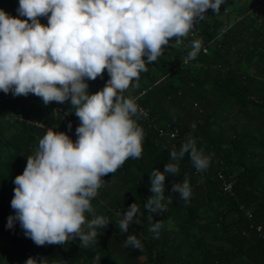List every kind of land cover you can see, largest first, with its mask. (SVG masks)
Returning a JSON list of instances; mask_svg holds the SVG:
<instances>
[{
	"label": "clouds",
	"instance_id": "clouds-1",
	"mask_svg": "<svg viewBox=\"0 0 264 264\" xmlns=\"http://www.w3.org/2000/svg\"><path fill=\"white\" fill-rule=\"evenodd\" d=\"M225 0H19L12 15L0 7V90L14 95L35 93L45 103L70 98L81 118L77 139L67 131L47 127L35 155H29L25 169L16 175L12 207L6 227L19 220L37 244L59 242L77 235L88 245L110 219L94 214L91 199L104 183L106 173L114 172L127 158L140 157L144 128L134 118L139 105L123 90L141 71L146 60L155 61L171 37L189 34L211 7L221 10ZM50 13V15H49ZM47 15L48 23L40 17ZM24 17V18H22ZM31 18V19H28ZM201 38L192 41L188 59L197 56ZM145 56L147 59H145ZM107 68L110 79L98 91L90 92L87 78H96ZM71 127V124H69ZM195 127V123L193 124ZM190 155L198 170L206 169L211 155L189 134L179 149L173 147L164 170H151V191L144 208L153 213L167 209L166 173H180L179 162ZM169 192V191H168ZM186 201L192 195L185 177L172 185ZM169 192V193H172ZM139 212V216L137 213ZM144 214L132 202L119 221L128 232L130 224ZM87 224V230L82 225ZM161 219L150 231L159 236ZM141 248L131 232L125 245ZM24 264H47L29 257Z\"/></svg>",
	"mask_w": 264,
	"mask_h": 264
},
{
	"label": "trees",
	"instance_id": "trees-1",
	"mask_svg": "<svg viewBox=\"0 0 264 264\" xmlns=\"http://www.w3.org/2000/svg\"><path fill=\"white\" fill-rule=\"evenodd\" d=\"M2 2L15 15H20L19 0ZM257 7L261 8L259 13H264V0H260ZM218 13L211 7L206 9L207 15L202 19L196 37L190 39L188 52L194 39L201 38L203 45L207 44V51L200 50L193 58L195 66L191 63L175 66L162 55L155 61L146 60L147 71H141L142 80L132 88L134 93L144 90L139 96V102L150 110L154 124L135 118L145 131L141 156H130L114 172L106 173L102 179L115 176L122 179V192L108 196V206L92 198L93 207H97L93 212L86 211L88 219L94 214L110 215L115 208H121L124 215L127 207L136 201L144 212L139 222L134 220L130 224L131 227L141 230L140 241L143 246L137 248L138 253H146L149 261L155 264H163L173 248L177 250L183 242H187V246H191L194 251V255L192 253L193 256L187 259L188 264H264V238H245L240 234V229L249 220L264 227L263 164L249 161V150L252 146L250 142L254 139L251 134L256 129L253 120L258 118L264 122V79L256 80L252 86L255 78L243 72L244 64L251 63L254 45L261 44L264 37V18L258 22L256 17L250 18L244 13L235 18L222 19L218 17ZM40 19L44 22V16ZM214 40H218L219 44L228 49H233V59L222 57L220 49L210 44ZM262 49L264 50V44ZM222 61L227 64L226 71L211 75V68L221 66ZM254 71L264 77V64L256 63ZM184 77L187 79L185 88L181 82ZM86 79L90 92L100 90L107 83L102 74L94 79ZM195 105L199 106V110L193 127L187 122V115ZM76 107L71 104L70 98L63 102L53 100L45 103L35 93H11L5 98L0 90V208L3 205H12L15 177L25 169L27 153L39 144L45 134L36 124L20 116L26 117V114H30L31 120L51 121L56 130L66 129L75 140L78 137L76 128L82 122L76 114ZM224 113H228L235 120L243 114H248V117L244 122L232 124L233 134L230 136L219 120ZM11 126L14 130L6 134ZM173 127L178 128L176 137L159 134V129L168 131ZM39 131H42L41 135ZM189 134L197 139L198 147L203 146L206 153L212 154L210 165L206 169L198 170L190 155L185 154L179 162L180 173H166L165 196H171V200L166 201L167 209L154 212V219H149L151 213L144 206L148 197L153 195L151 170L155 167L164 170L166 162L171 159L170 150L173 147L179 149ZM3 135H7L6 139L2 138ZM254 143L256 147H264V140L258 139ZM219 159L223 161L222 165ZM220 167H224L227 174L238 169L233 193L220 192V181L217 177ZM185 177L192 186V195L188 201L178 192H172V185L177 181L182 182ZM214 202H218V210L213 207ZM239 204H244L250 211V219L239 209ZM205 207L213 208L212 210H216L214 213H220L219 220L211 225L213 229H220L217 244L212 241L204 242L203 238L193 234V230L201 229L204 217L208 215ZM172 214L180 218L181 231L193 239L190 243L177 241L172 247L176 240L171 237L166 226V221ZM155 219H161L159 236L150 231ZM115 222L113 219L99 229V235L92 246L70 239L63 243H48L53 247L47 248L43 254L37 252L38 247L32 244L33 239L25 234L21 224L15 222L14 227L9 228L6 227V222L1 228L5 244L0 242V264H24L30 256L45 259L47 264H60L65 259L84 264H134L131 259L119 260L115 251L106 243V238H113V228L110 226ZM82 227L87 230V224ZM10 243L31 246L24 255L16 246L9 249ZM236 259H239V263H234Z\"/></svg>",
	"mask_w": 264,
	"mask_h": 264
},
{
	"label": "rangeland",
	"instance_id": "rangeland-1",
	"mask_svg": "<svg viewBox=\"0 0 264 264\" xmlns=\"http://www.w3.org/2000/svg\"><path fill=\"white\" fill-rule=\"evenodd\" d=\"M259 1L260 0H225V3L221 5V10L218 13V17L222 19L235 18L245 13L250 18L256 17L257 18L256 21L261 22L264 18V13H259L260 12L259 9H261L260 8L261 6L256 8V5L258 4ZM201 21L202 19L197 21L194 28L190 30L188 35L181 36L179 38L171 37L169 43L165 45V51L162 52L161 55L167 58L168 60H170L175 66L185 65L187 63H191L192 66H195L196 63L194 62L193 59L186 60V58L188 57V53H189L188 49H189L190 39L191 37L192 38L196 37V34L198 33V27L201 24ZM191 34H194V36ZM261 41H262L261 44H258L257 46L254 45V48H253L254 54L252 55L253 57L251 59V63L250 64L245 63L243 66L244 74L252 75L255 78L253 80L252 86L256 80L264 79L263 76H261L258 72L254 71L256 63L260 62L261 64H264V57H263L264 50L262 49V46L264 44V37L261 39ZM210 44L211 46H215L218 49H220V51L222 52V57L233 59L235 55L233 49H228L225 45H221V43L219 44L218 40H214L210 42ZM226 69H227V64L226 62L222 61L221 66L216 65L211 68V75H215L218 72L224 73ZM140 80H142L141 73H140L138 82ZM186 81H187L186 77H184V79L181 81L184 88L186 87ZM136 83L137 81L134 84ZM198 110H199L198 105H195L193 109H191L187 117V122L190 125L194 124L195 115ZM26 115H27L26 118H30V114H26ZM247 117H248V114H243L239 119L235 120L228 113H224L220 115L219 120L221 124L224 125V128L226 129V133L231 136L233 134L232 129H231L232 124H234L235 122H238V123L244 122L245 120H247ZM32 120L36 121L34 119ZM253 124L256 129L251 134V136H253L254 139L250 142L252 146L250 147V150H249V161L251 162L259 161L258 164L260 163L263 164L262 166H263V171H264V147H261V148L256 147L254 143L258 139L264 140V122L256 118L255 120H253ZM13 130H14V127L11 126L6 131V134H9ZM41 130L43 129L41 128ZM61 130L62 128L57 129V131H61ZM6 136L7 135H3L2 138L6 139ZM0 158H2L1 154H0ZM234 171L235 172L233 174H236V172H238V169H234ZM103 180H104V183L100 186V188L98 189L97 195L93 198H96L101 203L106 204L107 202L106 198L108 196L122 192L123 182H122V179L118 176H115L109 179H103ZM125 197L126 196H124V198ZM218 202L213 203V207L216 208V210H218L217 208L219 207ZM106 206L108 205L106 204ZM205 208H206L205 213L207 212L208 215L204 217L205 219L200 227L201 229L193 230V234H195L196 237L203 238L204 242L212 241L216 243L219 238L220 229L219 230H217L218 228L213 229L211 228V225H213L215 222L219 220L220 213L219 212L214 213L213 211H216V210H212L213 208H209V209H207L208 207H205ZM15 212H16V209H14L12 206H9V205H3L0 208V242L2 245H4L5 242H4L3 233L1 232V228L5 226V223L7 222L9 215L14 214ZM106 217H108L110 221L113 219L116 221L115 224H112V226H110L113 228L112 235H111L113 237L112 240H110L109 238L105 239L107 245H109L115 251L119 260H130L131 259V260H134V264H138L137 257L143 256L144 253L139 254L138 249L133 247L131 244L126 246L125 241L127 239V236L131 234V232L133 231H135V234L137 235L139 239L142 238V236L140 235L141 230H139L138 228L131 227V226H129L128 232H124L123 230H121L119 226V221L123 218L121 208L113 209L110 215L107 213ZM16 222L20 224L19 220H17ZM180 225H181L180 218L174 214L170 215L166 221L167 228L170 230V233L173 236L174 240H176L174 241L173 243L174 245L172 247L175 246L177 241H180V242L189 241L190 243V240H193L190 237H188V235L183 233V231H181ZM72 240H74L76 243L84 244L82 242V238L78 235ZM94 243H95V240L93 242H90L87 246H92L94 245ZM183 243L184 244L180 245V247H178L177 250L173 248V251H171V254H168L166 261L163 264H175L174 262H172V260H170L172 259L171 256H176L178 261L180 260L181 264H188V262L185 263V261L189 257H192L194 255L193 253L194 251L192 250L191 246H187V242H183ZM32 244L38 247L37 252L39 254L40 253L43 254L47 248L53 247L52 245L48 243H45L43 245L37 244L34 240ZM14 246H16L20 250V252L25 255L27 254L29 246L31 245L24 244V243L13 245L12 243H10L8 245V248L12 249ZM32 257H34L38 261L40 260L36 256H32ZM60 264H84V263L83 262H73L70 259H65ZM147 264H155V263L152 261H148Z\"/></svg>",
	"mask_w": 264,
	"mask_h": 264
},
{
	"label": "built area",
	"instance_id": "built-area-1",
	"mask_svg": "<svg viewBox=\"0 0 264 264\" xmlns=\"http://www.w3.org/2000/svg\"><path fill=\"white\" fill-rule=\"evenodd\" d=\"M49 15H50V13H49ZM44 23H48V16L47 15L44 16ZM201 50L203 52H206L207 51V44L206 45L204 44L202 46ZM186 60H189L188 57L186 58ZM102 75L107 79V81L110 79V73L108 72L107 68H105V70L102 73ZM142 92L134 93L132 87H128V88L123 90V94L126 97L127 96L134 97L136 99V102L139 105L138 113L135 114L134 118H138V119L147 121V122H149L151 124H154L153 123V119L150 117V110L139 102V96L141 95ZM7 97L8 96L5 95V98H7ZM20 118H25L26 121L33 122L38 127L42 128L45 133L47 131V127H53V123L51 121H48V122H42L40 120L32 121L30 118H26V117H23V116H20ZM159 134L160 135H165L166 134L170 138H174V137H176L178 135V128L177 127H173L170 130H168V131H166L164 129H159ZM219 163L222 165L223 161L221 159H219ZM217 177H218V179L220 181V186H219L220 187V189H219L220 192H222V193H233V185H234V182H235V174H233V173L227 174L225 172V168L224 167H220L218 169V171H217ZM239 209H241L248 218L250 217V211L245 208L244 204H239ZM240 234L242 236H244L245 238H250L252 236H256V237H259V238H264V227H263L262 224L255 223V222L249 220L247 225L243 226L240 229Z\"/></svg>",
	"mask_w": 264,
	"mask_h": 264
},
{
	"label": "crops",
	"instance_id": "crops-1",
	"mask_svg": "<svg viewBox=\"0 0 264 264\" xmlns=\"http://www.w3.org/2000/svg\"><path fill=\"white\" fill-rule=\"evenodd\" d=\"M0 7H3L5 10H7L10 14H12V15H15L13 12H12V10H10L6 5H5V3H3L2 2V0H0ZM45 16V15H44ZM22 18H24V17H22ZM28 19H31V18H28ZM44 23V22H43ZM87 78V77H86ZM136 82V80L134 79L133 80V82H132V84H130V86L129 87H133V85H134V83ZM1 92H2V94H4V95H7L8 96V94H11L12 92L11 91H8V92H4L3 90H1ZM187 117H188V115H187ZM63 131H67L66 129H62ZM42 134V131H39V135H41ZM39 148V144L38 145H36L29 153H27V157H26V161H28V157H29V155H35V153H36V151H37V149ZM9 206H12V205H9ZM96 207L97 206H94L93 207V210H95L96 209ZM170 231V230H169ZM171 234V233H170ZM171 237H173L172 235H171ZM142 246H143V244H142ZM142 254V253H141ZM172 257V259H170V260H172V262H174L175 264H181L180 263V260L178 261V259H177V257L176 256H171ZM137 261H138V264H147L148 263V261H149V258H148V256H146V253H144L143 254V256H138L137 257ZM182 261V260H181ZM183 262V261H182ZM187 262V260L185 261V263ZM234 263H239V259H236V260H234Z\"/></svg>",
	"mask_w": 264,
	"mask_h": 264
}]
</instances>
